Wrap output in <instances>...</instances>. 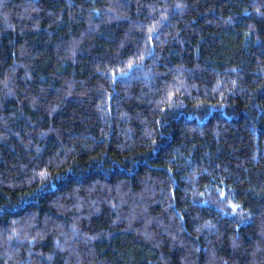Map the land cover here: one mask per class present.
<instances>
[{"label": "trees", "instance_id": "obj_1", "mask_svg": "<svg viewBox=\"0 0 264 264\" xmlns=\"http://www.w3.org/2000/svg\"><path fill=\"white\" fill-rule=\"evenodd\" d=\"M0 264H264V0H0Z\"/></svg>", "mask_w": 264, "mask_h": 264}]
</instances>
